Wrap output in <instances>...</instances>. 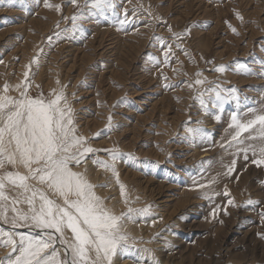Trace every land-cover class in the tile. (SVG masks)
Returning <instances> with one entry per match:
<instances>
[{
    "label": "rangeland",
    "instance_id": "obj_1",
    "mask_svg": "<svg viewBox=\"0 0 264 264\" xmlns=\"http://www.w3.org/2000/svg\"><path fill=\"white\" fill-rule=\"evenodd\" d=\"M92 2L0 0V95L63 93L94 150L73 169L89 165L115 214L149 209L112 264H264V141L233 140V117L264 114V0H113L103 14Z\"/></svg>",
    "mask_w": 264,
    "mask_h": 264
},
{
    "label": "snow or ice",
    "instance_id": "obj_2",
    "mask_svg": "<svg viewBox=\"0 0 264 264\" xmlns=\"http://www.w3.org/2000/svg\"><path fill=\"white\" fill-rule=\"evenodd\" d=\"M91 7L103 14L105 9H114L115 4L113 0H93ZM77 19L72 18L74 27ZM215 70L225 69L221 66ZM27 88L28 85H18L20 95L14 98L7 94L9 88L5 85L0 95V220L13 229L0 227V246L18 253L14 257L10 254L0 264H112L117 249L128 251L125 223L135 220L133 213L143 215L149 209L129 208L119 215L109 209L95 195L86 175L73 170L82 163V157L94 150L85 147L83 137L76 135L72 110L63 93L56 94L54 99L33 98ZM233 122L238 129L233 140L247 132V139L264 141V114H256L244 123L233 117ZM249 147L255 155V147ZM259 152L261 158L254 161L257 165L264 164V146ZM110 156L113 161L117 159L114 152ZM9 166L22 167L25 172L7 170ZM7 189L15 195L10 198ZM18 204L27 205V210L21 211ZM9 205L14 213L10 220ZM18 227L36 229L38 234L17 233ZM66 231H70V237ZM57 245L63 249L62 259Z\"/></svg>",
    "mask_w": 264,
    "mask_h": 264
},
{
    "label": "bare ground",
    "instance_id": "obj_3",
    "mask_svg": "<svg viewBox=\"0 0 264 264\" xmlns=\"http://www.w3.org/2000/svg\"><path fill=\"white\" fill-rule=\"evenodd\" d=\"M249 55V54H248ZM30 78V77H29ZM15 97V96H14ZM77 127V126H76ZM178 128V127H177ZM204 157V156H203ZM88 158V157H87ZM114 162V161H113ZM91 165H92V163H90ZM86 165V164H85ZM86 167H88L89 168V165L87 164V166ZM86 167H82V168H78V169H76V168H74L73 170L74 171H78V172H81V173H84L85 175H86V178L88 179V181L93 185L94 183L92 182L93 180V177L94 176H96V174H91V172H93V170H91V168L89 169V170H87L86 171ZM94 168V167H93ZM22 171V170H21ZM101 171V170H100ZM105 172V171H104ZM94 173H96L95 171H94ZM109 173V172H108ZM111 176V175H110ZM134 179V178H133ZM34 184V183H33ZM97 187V186H96ZM100 190V189H99ZM128 191V190H127ZM96 196H102V200L104 201V203H105V205L108 203V202H106V197L105 196H103V195H101V194H97ZM111 201V200H110ZM109 207V206H108ZM8 229V228H7ZM155 230V229H154ZM138 233V232H137ZM16 239V238H15ZM60 246V245H59ZM61 248V247H60ZM62 249V248H61ZM61 251V253H63V249L62 250H60ZM7 255V254H6ZM120 256V255H119ZM121 257V256H120ZM61 258V257H60ZM117 262H118V260H117Z\"/></svg>",
    "mask_w": 264,
    "mask_h": 264
}]
</instances>
